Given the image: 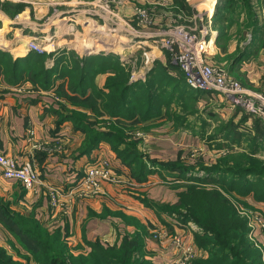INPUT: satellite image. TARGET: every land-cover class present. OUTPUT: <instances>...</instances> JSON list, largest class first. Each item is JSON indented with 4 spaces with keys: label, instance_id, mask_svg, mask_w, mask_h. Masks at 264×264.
<instances>
[{
    "label": "rangeland",
    "instance_id": "374dc122",
    "mask_svg": "<svg viewBox=\"0 0 264 264\" xmlns=\"http://www.w3.org/2000/svg\"><path fill=\"white\" fill-rule=\"evenodd\" d=\"M139 1L140 0H138V3L137 0L136 2L132 1L131 16L125 12L128 3H130L129 0H65L66 3L77 4V6L73 8L75 15H79L85 11L88 12L87 16L91 15L90 17H92L95 15L96 18L89 19L85 22H82L83 20L75 17H72L73 19L69 20L70 22L67 30L68 33H70V36H72L71 38H73V40H71L73 45H79L82 41L80 37L83 38L84 35L89 32L95 33V31L103 30L109 35H113L117 34L115 33L117 30L118 32L125 33V29L121 28V31L118 29L122 24L125 25L129 31H133L139 36L154 35L159 37L158 45L167 58V62L165 64L166 66L163 65V69H159L157 71L152 70V66L155 64V62H153L154 56L151 52V48H141L139 53L134 58H132V60H125L121 56L114 54L108 56L110 60L116 59V63L118 64L114 65L113 62H107V64L111 63V65H113V75L109 77L116 75L120 69H124L130 74L129 82H139L137 89L129 96V105L131 106L129 110L130 113L134 115L133 119H130L129 117L123 118L122 116L113 118L111 115H109V113L101 112L103 100L99 98V93L102 92L104 95H108L109 90L106 88V83L109 77L107 78L105 85L100 88L96 81L98 74L96 67L97 65L99 68L104 66L101 58L104 57L103 59H106L107 56L105 55H89L81 57L76 52H68L67 54L63 55L60 54V56L55 53H48L46 51L47 46L45 43L38 42L37 40H29L25 47L27 46L28 50L32 51L30 48L31 45L36 46L38 50L41 49L43 52L42 54H39L38 51L33 52H36L38 55L43 57L41 58L38 65L33 66L29 70L23 71L22 76L26 79H29L28 81L31 82L34 75L43 72L40 79L43 83L46 76L45 74L49 71V83H46V85H49L48 90H50L55 88L57 83H59V86L56 89L57 93L54 96L55 99L58 100L59 104H61L62 100H64L67 106L73 109L72 111L67 109L68 112L71 114L79 113L78 115L84 114L85 116L89 117L90 121H93L96 124V127L99 130H112L113 125H115L116 129H113L112 131L125 139V141H128V144H130L131 148L133 147L135 149V152L147 157L148 160L151 159L160 163H180L179 165H183V167L185 166L192 170H200L202 168L211 169L218 167L245 168L252 166L251 162H249L246 158H243L244 154L264 161V144L262 145L263 148L260 151H253L255 147L253 143L255 137H258L259 141L262 140L261 143L264 141L263 138H261V136L264 137V133L260 128H258V126L255 125L256 119H259L260 121L261 119L258 116L248 113V110L245 107V103L248 102L247 100H251L255 108L264 107V95L261 94L263 89L262 87H258L260 89H257V92L261 93L257 95L249 94V92L245 89L246 86L244 85L246 79L244 81V78H242V73L238 71L236 67L234 68L235 65L233 66L235 57L242 49L244 50L245 47L247 48L250 46L251 51L252 49L254 50L258 48L264 51V41H262L264 36L262 35L261 38L253 37L252 26H250V23L247 21L248 17L246 15L244 16V14L241 12L242 9L239 8V13L241 14H238L237 11L232 13V11L228 9L229 11L226 10L225 13L229 14L228 18L230 19V23L229 26L226 24L225 32L223 33L224 35L226 34V37H222L223 40L221 38L222 42L219 39L221 43L218 41V46H216L214 43L215 41H213L211 38L215 31L220 35V31L212 29L211 25L213 20L209 17L210 13L213 11V0H205L203 6L200 7L192 6L194 10V17L190 20L185 19L180 15L177 16L170 7V0H163L159 3L157 2L156 4L148 3L146 5L144 4L146 0H141V2ZM0 2H9L12 6L17 4L26 5L24 12L14 16V18H10L8 16L10 19L16 20L23 19L25 14L28 15L30 13L31 17H29V20H36V15H34L36 7L39 9L40 7L46 5V0H0ZM47 3L53 5L57 4L55 0H48ZM254 5L261 21L260 24L264 27V18H262L261 15L263 14L264 16V0H255ZM60 8L62 7H59L58 9ZM50 11L51 14L47 13L43 19H41L42 23L49 22L46 21V19H51L53 16L52 9ZM0 12L7 14L1 9ZM187 22H189V24ZM109 25L116 26V29H108V27H105ZM181 30H184L186 34L195 37L200 41L205 39V41L209 42L207 47L208 50L204 56L206 64L213 68L218 74L224 76L226 79L239 83L242 86L243 96L245 99H247L244 100L242 105H235L225 95L216 92L215 95L221 94V96L224 98V104L206 103L201 107L197 103L200 97H195L194 93H187L185 95V91H179V88H177V72L179 75L181 73L184 81L187 82V78L185 77L178 61V58L181 55V48L179 44L176 43V41L181 42V39L176 36V32ZM250 49L247 57L250 56ZM6 53L8 54L7 59H11L12 61L19 59H14V56L9 52ZM29 55L23 60V62L26 61ZM257 56L258 53L254 55V58ZM51 62H53V64ZM148 63H150L149 66L147 65ZM1 66L0 84L3 85V83H6V80H4L5 78L2 73H9L7 76L11 78L14 77L15 73L13 72V64L9 62V60H5L4 64ZM22 67L25 68L24 66ZM71 70L78 71L73 73L74 77L73 74L69 73ZM80 70H84L86 72H84V75H87L85 79L86 86H84V95L87 97L86 100L89 99L88 102H86V100L71 99V97L74 96L73 91L71 90V84L80 85L79 80H74L77 82L73 83V79L81 77ZM172 75L176 77V79L173 81L170 80ZM139 77L141 79H139ZM180 78L182 79L181 75ZM183 79L181 80L180 87L183 83ZM261 83L262 85L264 84L263 81ZM183 89L185 88L182 87V90ZM43 90L46 91V89ZM193 91L199 90L193 89ZM202 93L203 95L207 94V92ZM150 94L152 96L155 95L158 101L157 106H154L153 104L150 108V111L152 110L156 113V117H152L144 121L142 119H145L144 117L147 111L144 114H141V110L147 107L146 102L150 98ZM173 94L175 96H173ZM172 96L173 98L171 99ZM136 100L142 101L141 104L138 103V105H136L138 106V109L134 107ZM65 103H62L63 108ZM226 104L231 105L230 109L228 110V115H224V117H222L220 116L222 113H216V117H210L211 112L213 113V111L217 108L223 109L221 108L222 105ZM96 105H98L97 109L94 107ZM191 116L195 117V119L190 120ZM168 122L172 123L174 126V128L172 127V131H170L171 133H184V131L191 132L197 141V145L186 147L179 146V144H181L180 141L177 142L175 160H171L169 158L162 159L159 157L153 158L151 157L153 150L159 149L160 146L157 145H159L163 140L174 141L173 135H168L170 132H167L166 135L161 134L166 132L161 131V128H163ZM228 122H232L233 126L230 128V138L226 139L227 133L223 135L221 128ZM261 124L264 127V122L261 121ZM242 133H244L245 136L240 137ZM214 136H218L217 139L213 140L212 137ZM116 156L118 157L117 153ZM119 160L122 161L120 158ZM255 165L259 164L256 163ZM260 166L263 167L264 164ZM156 170L160 175H167L166 177L168 178H164L165 185L170 190H178L177 197L179 193L185 188V185H192L196 182H199L195 180H189V178H181L180 175L182 173L179 171H159L158 168H156ZM112 173L111 181H107L105 183L119 189H124L125 185L122 183L123 180L119 179V176L115 174L113 169ZM219 178H221V176H219ZM206 180L207 181L204 180L201 183H197V185L205 189L220 190L222 194L226 196L233 204L240 217H243L247 220L248 239L253 249L257 252L259 251L261 255V264H264V203L255 202L253 200L254 198L252 192L246 197H242L238 193H231L225 189H222L220 182L218 181L212 182L210 179ZM135 181L137 180L135 179ZM147 181L148 179H146L144 183ZM137 183L138 185L144 184L139 183L138 181ZM134 185V187L127 190L131 191L133 195L140 199L143 202L144 207L151 208L148 204L154 202L148 200L146 193L142 192L136 184ZM102 187L99 195L102 194ZM123 191L127 192L125 189ZM99 195L96 194L97 197ZM145 201H147V203ZM155 212L157 213L156 210ZM158 214L165 216L160 213H157V215ZM165 218V222L168 219H171L167 215ZM173 220L174 219H171L170 222L169 220L166 222V225H168L167 227L163 225V228H148L150 229L149 234L152 240L162 246L161 249L163 252L166 250L164 248L166 247L167 243L168 245L170 244L175 247V253L173 257L166 264H178L177 258L179 256V247L175 241L177 237H180L184 241L189 242L196 247L197 257L193 264H195L198 260L207 259L209 257L208 251L200 249L196 243L195 232L199 231L198 226L192 223H179L177 219L176 222L178 224H174ZM173 227L177 229V232H171ZM10 243L11 244H9L7 247L10 253H13L16 259L24 261L23 257L20 255H25L26 253H18L19 251L17 250L19 248L15 241ZM147 256L148 255H146V259L155 264Z\"/></svg>",
    "mask_w": 264,
    "mask_h": 264
},
{
    "label": "crops",
    "instance_id": "0c3cea01",
    "mask_svg": "<svg viewBox=\"0 0 264 264\" xmlns=\"http://www.w3.org/2000/svg\"><path fill=\"white\" fill-rule=\"evenodd\" d=\"M55 1L57 4L53 5L48 4V0H46V5L39 9L36 7L34 13L36 20H29L31 13L28 15L23 14V19L16 20L10 19L5 13L0 12V49L11 53L14 59L24 60L30 53H36L29 51L25 45L29 40H37L46 44L48 53L57 55L67 54L68 52H76L81 57L105 55L107 56L106 59L101 58L104 66L99 68L97 65L96 67L98 70L96 81L100 88L105 85L107 78L113 75V65L111 63L105 64V62L109 61L113 62L114 65H118L116 59L110 60L108 58L111 54L121 56L125 60H132L141 48H151L154 56L153 62H155L153 67L157 66L156 63H159L158 66H166L167 58L158 45L159 37L154 35L139 36L133 31H129L123 24L118 29L119 31H121V28L125 29V33L117 30L115 32L117 34L113 35H109L103 30L95 31V33L89 32L83 38L80 37L82 41L79 45H73L71 41L73 38L67 30L69 20L75 17L85 22L89 19H96L95 15L92 14L94 15L92 18L91 15L87 16L88 12L85 11L75 15L73 8L77 4L66 3L65 0ZM129 1L130 3H128L125 12L132 16V1L136 2V0ZM160 1L163 0H146L144 4H156ZM204 1L188 0L193 7L203 6ZM217 3V0H213V11L209 15L213 21ZM59 7H62L61 10L58 9ZM51 9L53 16L51 19H46V21H49L48 23H42L41 19L47 13L51 14ZM261 15L264 18L263 14ZM105 27L116 29L114 25ZM211 27L214 29L213 22ZM223 37H226V35ZM211 39L215 41L216 46H218L219 39L221 42L223 40L216 31ZM257 53L258 56L254 58ZM51 63L53 64V62ZM235 67L242 73L244 81L246 79L244 85L249 94L257 95L261 93L257 92V89L262 87L263 92L261 94L264 95V84L261 83L262 81L264 83L263 50L258 48L251 51L250 49V56L246 57L241 64L235 65ZM180 75L183 79L181 73ZM180 75L177 72V88H179V91H185V95L194 93L195 97H200L197 101L199 106L202 107L206 103L224 104V98L221 94L215 95V93L207 92L205 95L203 93L198 95L197 91H193L184 79L180 87L182 80ZM140 77L139 79H141ZM175 79L176 77L172 75L170 80ZM5 85L0 89V153L14 157L21 163L33 157L43 185L37 191L27 192L21 183L6 180L2 176L0 166V202L8 203L12 211L22 216H34L43 225V228L50 232L60 230L65 241L76 254L91 251V248L86 245V241L95 242L100 240L103 244L114 245L116 243L120 244L127 234H133L136 227L127 224L123 220L122 216L125 215L130 221L135 219L147 229L148 236L145 237L147 257L155 264H166L173 257L175 247L167 243L164 248L166 250L163 252L162 246L152 240L148 228H163V225L167 227L166 222L168 220L170 222L171 219L175 220H173L174 224H178L176 218L169 216L171 219L165 222L166 214H163L165 216L157 215L154 208L144 207L143 202L127 189L134 187V184H136L142 192L146 193L148 200L154 203L167 202L175 204L178 199V190H170L165 185L167 175L153 174L146 183L139 182L144 184L138 185L137 181L132 178L129 169L119 160L109 143H102L92 153L81 156L80 151L86 134L84 131L77 129L74 122L67 118L71 115L67 109L70 111L73 109L67 106L64 100L59 104L58 100L55 99L54 96L57 93L56 89L59 83L55 88L46 91L29 81H22L17 86H10L7 83ZM182 87L185 89L182 90ZM173 96L175 95L173 94ZM85 98H87L86 95L84 98L78 95V99ZM62 103H65L64 108ZM230 106L229 104L222 105L221 108L223 109H215L213 113H210V117H214L216 113H222L220 114L222 117L228 115ZM193 119L195 117L191 116L190 120ZM172 127L174 128L173 124L168 122L161 128V131L166 132L161 134L166 135L167 132L172 131ZM32 129L35 131V137L30 141L28 137L29 131ZM168 135H173L174 141L163 140L157 145L160 148L153 150L151 157L175 160L177 142L181 141L179 146L184 147L197 145V141L191 132H170ZM98 156L110 159L115 174L123 180L122 183L125 185L124 189L127 192H124V189L103 183L102 194H98V197L85 198L74 193L72 196L63 198L64 205L61 208L53 209L48 196L49 189L51 187H63L65 189L75 187L76 182L85 175L88 166ZM1 217L0 211V219ZM171 230V232H177L175 227ZM12 241H15V237L6 224L0 220V246L9 251L7 247ZM10 254L13 255V253Z\"/></svg>",
    "mask_w": 264,
    "mask_h": 264
},
{
    "label": "trees",
    "instance_id": "16d2710c",
    "mask_svg": "<svg viewBox=\"0 0 264 264\" xmlns=\"http://www.w3.org/2000/svg\"><path fill=\"white\" fill-rule=\"evenodd\" d=\"M255 0H218L216 5V13L214 16L213 27L220 31V37L225 36L226 24L229 26L230 19L226 10L230 9L232 13L241 12L248 17L247 21L252 26L253 37L261 38L264 36V27L261 26V21L256 12ZM170 7L178 16L190 20L194 17V10L188 0H170ZM26 5L17 4L11 5L9 2H0V9L6 12L7 16L14 18L18 14L25 11ZM229 11V10H228ZM230 11V14H231ZM10 14V15H8ZM224 14V15H223ZM239 17V16H237ZM183 22V21H181ZM189 24V22H187ZM264 41V38L262 39ZM262 43V42H261ZM251 45V44H250ZM245 47L241 50L234 59V65L241 64V62L248 56L249 49ZM43 56L36 53H30L26 61L7 59L8 54L0 49V69L5 60H9L13 64L14 77H9V73H2L4 80L10 86H17L22 81H28L22 76L23 71L31 69L38 65ZM107 62H105L106 64ZM152 66L153 71L163 69L162 66ZM24 66L25 68H23ZM78 71L71 70L70 74ZM85 71L80 70L81 77L73 79V83L79 80L80 85L71 84V90L74 96L73 100L78 99V95L85 97ZM43 72L32 77V83L40 86L42 89H49V74L46 72L43 83L41 82ZM74 77V74H73ZM130 74L124 69L109 77L106 83V88L109 90L108 95L99 93V98L103 100L101 105L103 113H109L111 117H129L133 119L134 115L130 113V98L129 96L134 92L138 83L129 82ZM83 82V83H82ZM203 91H197L198 95ZM155 95L150 94V98L145 103L147 107L141 110V114L146 111L145 119L156 117V113L150 108L158 105ZM173 96L171 97V99ZM164 100V99H163ZM89 99L86 100L88 102ZM138 103L142 101L136 100L134 107L138 109ZM144 105V104H143ZM97 109L98 105L94 106ZM150 111V112H149ZM79 114V113H78ZM71 114V119L76 128L85 132L86 137L80 155H87L96 150L102 143H109L112 149L118 154L122 163L130 170L131 176L138 182H144L148 177L157 173L156 168L160 170H168L171 172H181V178H189V180L199 181L192 185H185V188L179 193L177 203H151L148 204L154 208L157 213L166 214L175 217L177 221L183 224L192 223L198 226L199 231L195 232L196 243L200 249L206 250L209 257L204 260H198L195 264H261V255L259 251H255L248 239V223L243 217H240L237 210L230 202V200L222 194L220 190H210L201 188L197 183H201L206 179L212 182H220L222 189L231 193H238L242 197H246L252 192L253 200L257 203H264V161L254 158L252 156L243 155L251 162L250 167H218V168H202L200 170H192L183 165L175 163H160L155 160H148L128 144L122 137L118 136L112 130H99L93 121L84 114ZM255 125L258 126L264 133V127L259 119H256ZM231 123H226L221 128L223 135L226 134V139L230 138ZM245 136L244 133L240 137ZM218 136L212 137L213 140ZM261 138L264 137L261 136ZM262 141V140H261ZM254 138L253 151H260L264 144ZM250 157V158H249ZM258 163L259 165H255ZM179 175V173H178ZM221 176V178H219ZM147 203V201H145ZM0 211L2 214L1 221L6 224L11 234L15 237V243L18 246V253L25 252L24 261L15 259L14 255L0 246V264H153L146 259L145 253V237L148 236L147 229L141 225L137 220L128 219L125 215L122 216L127 224L136 227L133 234L124 236L120 244H103L100 240L95 242L86 241V245L91 248L88 253L79 252L76 254L72 247L65 241L60 230L53 232L43 228V225L35 219L34 216H22L10 209V205L0 202ZM133 224H132V223Z\"/></svg>",
    "mask_w": 264,
    "mask_h": 264
},
{
    "label": "built area",
    "instance_id": "2783aa9c",
    "mask_svg": "<svg viewBox=\"0 0 264 264\" xmlns=\"http://www.w3.org/2000/svg\"><path fill=\"white\" fill-rule=\"evenodd\" d=\"M176 36L181 39L177 42L181 48V55L178 58L180 67L187 78V84L191 89L208 92L221 93L235 105H242L244 100L243 89L239 83L226 79L218 74L205 62V53L208 50V41H200L185 33L184 30L177 31ZM32 51L42 54L43 50L31 45ZM150 63L147 65L149 66ZM0 84V89L5 87ZM246 108L248 113L258 116L264 122V107L255 108L253 102L247 100ZM246 110V111H247ZM35 137L34 129L29 131V140ZM0 166L2 176L6 180L17 181L27 192L37 191L43 185L41 175L37 170L34 158L19 162L16 158L0 153ZM112 163L110 159L98 156L88 166L85 175L79 179L75 187L65 189L63 187H51L48 192L50 205L53 209H59L64 205L63 198L72 196L74 193L91 198L99 194L103 183L112 179ZM179 247L178 264H193L197 257V250L194 245L184 241L180 237L175 239Z\"/></svg>",
    "mask_w": 264,
    "mask_h": 264
}]
</instances>
